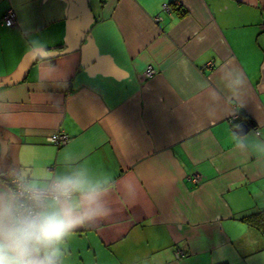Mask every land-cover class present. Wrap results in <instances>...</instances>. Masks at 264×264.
<instances>
[{
  "label": "crops",
  "instance_id": "crops-1",
  "mask_svg": "<svg viewBox=\"0 0 264 264\" xmlns=\"http://www.w3.org/2000/svg\"><path fill=\"white\" fill-rule=\"evenodd\" d=\"M8 7L0 183L69 186L43 217L76 222L34 258L264 264V0H0V20ZM9 204L0 185V225Z\"/></svg>",
  "mask_w": 264,
  "mask_h": 264
},
{
  "label": "built area",
  "instance_id": "built-area-1",
  "mask_svg": "<svg viewBox=\"0 0 264 264\" xmlns=\"http://www.w3.org/2000/svg\"><path fill=\"white\" fill-rule=\"evenodd\" d=\"M163 9L168 11L169 4L163 3ZM15 22V12L12 7H8L1 16L0 23L10 26ZM207 66L212 65V60L206 62ZM157 69L148 64L144 70L146 76L156 73ZM229 121L232 127L239 122H248L247 115H243L239 108H235L229 116ZM258 133V130H255ZM69 133L64 129L53 131L47 135V140L56 146L66 143L69 139ZM188 178L193 182L200 180L198 173H191ZM10 189L13 194V202L11 209V222H17L24 219H42L45 209V200L52 199H67L71 196L69 186L51 179L43 186H34L23 179L13 177L10 179Z\"/></svg>",
  "mask_w": 264,
  "mask_h": 264
},
{
  "label": "clouds",
  "instance_id": "clouds-1",
  "mask_svg": "<svg viewBox=\"0 0 264 264\" xmlns=\"http://www.w3.org/2000/svg\"><path fill=\"white\" fill-rule=\"evenodd\" d=\"M75 223L59 216H47L0 225V264H45L33 254L39 247L61 239Z\"/></svg>",
  "mask_w": 264,
  "mask_h": 264
},
{
  "label": "water",
  "instance_id": "water-1",
  "mask_svg": "<svg viewBox=\"0 0 264 264\" xmlns=\"http://www.w3.org/2000/svg\"><path fill=\"white\" fill-rule=\"evenodd\" d=\"M234 129L237 131V133L243 134V133H246L249 130V125L246 124L245 122H241ZM0 185L5 187L7 189V191H8V193H9L10 204H9L8 211H7V219H6V221H7V224H10V223H12L11 222V209H12V202H13V194L11 192V189L7 185H5L3 183H0Z\"/></svg>",
  "mask_w": 264,
  "mask_h": 264
},
{
  "label": "trees",
  "instance_id": "trees-1",
  "mask_svg": "<svg viewBox=\"0 0 264 264\" xmlns=\"http://www.w3.org/2000/svg\"><path fill=\"white\" fill-rule=\"evenodd\" d=\"M240 112H241L243 115H245V113H244L243 111L240 110ZM247 124L250 126L249 118H248V122H247ZM9 187H10V184H9ZM10 188H11V187H10Z\"/></svg>",
  "mask_w": 264,
  "mask_h": 264
},
{
  "label": "rangeland",
  "instance_id": "rangeland-1",
  "mask_svg": "<svg viewBox=\"0 0 264 264\" xmlns=\"http://www.w3.org/2000/svg\"><path fill=\"white\" fill-rule=\"evenodd\" d=\"M35 257H37V255Z\"/></svg>",
  "mask_w": 264,
  "mask_h": 264
}]
</instances>
